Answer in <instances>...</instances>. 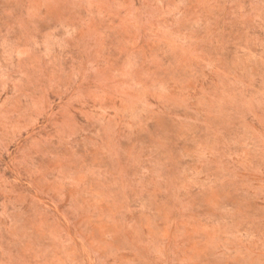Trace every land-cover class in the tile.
Here are the masks:
<instances>
[{
    "label": "rangeland",
    "instance_id": "rangeland-1",
    "mask_svg": "<svg viewBox=\"0 0 264 264\" xmlns=\"http://www.w3.org/2000/svg\"><path fill=\"white\" fill-rule=\"evenodd\" d=\"M0 264H264V0H0Z\"/></svg>",
    "mask_w": 264,
    "mask_h": 264
}]
</instances>
